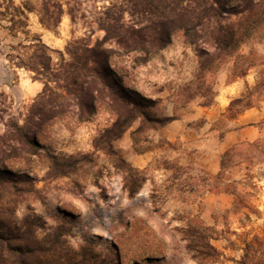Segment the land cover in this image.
Instances as JSON below:
<instances>
[{
	"label": "rangeland",
	"instance_id": "rangeland-1",
	"mask_svg": "<svg viewBox=\"0 0 264 264\" xmlns=\"http://www.w3.org/2000/svg\"><path fill=\"white\" fill-rule=\"evenodd\" d=\"M21 1L32 10L11 29V7L5 13L0 0V167L31 178L20 191L0 190L12 230L39 217L37 240L61 233L48 264H238L244 241L264 232V156L245 147L215 176L226 149L264 135V19L233 56L212 61V40L190 44L179 28L154 52L104 42V29L169 26L195 1L235 20L248 0ZM92 49L105 51L125 86L155 100L151 115L174 116L176 125L151 129L137 118L118 129L124 111L99 91ZM246 124L254 134L223 143ZM24 134L38 142L34 153ZM245 155L252 161L237 164ZM227 178L240 181L252 209L233 207ZM202 242L213 257H195Z\"/></svg>",
	"mask_w": 264,
	"mask_h": 264
},
{
	"label": "trees",
	"instance_id": "trees-1",
	"mask_svg": "<svg viewBox=\"0 0 264 264\" xmlns=\"http://www.w3.org/2000/svg\"><path fill=\"white\" fill-rule=\"evenodd\" d=\"M5 1L7 5L4 12L8 13L11 7V12H9L11 29L26 25V11L32 10L30 2L21 1L19 5H16L14 0ZM217 1L215 3L219 6ZM263 4L264 0H248L242 9L234 10L233 14L238 15L235 20L225 19V21L221 9L195 1V5L183 11L177 19L169 20V26L163 23L159 24L160 26L157 28L149 27L143 33L141 30L133 29L122 33L114 25H110L104 29L103 41L115 39L126 51L138 49L144 52H154L163 49L170 43L171 29L179 28L184 31L185 37L190 44H196L197 41L204 40L206 37L211 39L216 50L215 54L209 56L212 61L214 59H225L233 56L237 52L239 43L249 37L262 22L264 19ZM4 12L0 11V15H4ZM211 19H214L212 26H210ZM40 22L45 27H50V24L46 23L42 17ZM92 52L94 55L92 72L102 87L99 91L101 93L105 91L111 105H115L124 111L123 121L117 122L116 126L118 129L121 128L124 122L131 123L137 118L140 120V126L149 125L151 129L163 127L175 119L174 116L151 115L148 109L153 106L155 100L125 86L121 77L109 66L105 51L92 49ZM202 53L208 55L207 52ZM238 56L241 58L245 57L244 54H238ZM84 64L86 65L87 63L84 62ZM245 72L243 70L241 74L244 75ZM237 101L240 100H232V102ZM79 103L88 109L87 103ZM262 124L264 127V120ZM22 137L29 147L32 148V153H34V149L39 146L38 142L26 134L22 135ZM245 147L255 148L258 153L264 156V135L253 142H242L226 149L221 154L220 170L215 178L224 176L226 168L235 164L233 157L239 155ZM251 161V158L249 159V156L245 155L241 161H237V164ZM30 181L31 178L27 174L17 176L11 170L0 167V190H8L9 192L10 189H13L14 191H20L23 185L31 184ZM227 181V187L232 188L224 191H229L234 195L233 207L235 209L241 207L252 209L253 206L248 201L240 198L242 194L235 187L240 181L229 178H227ZM5 203L6 201L2 203V198H0V264H48L52 260V256H55L54 252L59 247V238L62 234L56 233L50 240L48 238L41 241L37 240L32 227L38 225L39 217L24 220L22 231L12 230L10 224L2 217V214L6 212ZM195 247L193 249L197 258H207L215 255V249L208 242L196 244ZM65 260L64 264H79V260H72L71 258ZM238 264H264V232L255 233L250 239L244 241L242 255L238 260Z\"/></svg>",
	"mask_w": 264,
	"mask_h": 264
},
{
	"label": "crops",
	"instance_id": "crops-1",
	"mask_svg": "<svg viewBox=\"0 0 264 264\" xmlns=\"http://www.w3.org/2000/svg\"><path fill=\"white\" fill-rule=\"evenodd\" d=\"M239 91L240 90L238 88L237 89L235 88V90L233 92L229 93V95H231L229 97H236L237 95H239ZM220 98H221V95H219V94L215 95L213 98L214 100H212V102L210 104V108L218 107L220 105V102H219ZM224 98L227 99V96L225 95ZM176 122H178L177 119L169 122L166 127L171 128V127L176 125ZM245 134H251V135L254 134V125L246 124L245 126H241L237 129L227 131L223 135L222 140H223V143H225L228 140L238 141V140L242 139Z\"/></svg>",
	"mask_w": 264,
	"mask_h": 264
}]
</instances>
